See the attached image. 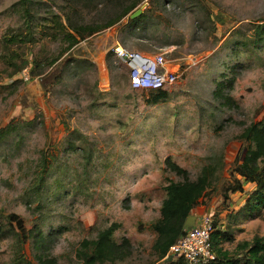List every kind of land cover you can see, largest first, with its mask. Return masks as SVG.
<instances>
[{"label":"rangeland","instance_id":"rangeland-1","mask_svg":"<svg viewBox=\"0 0 264 264\" xmlns=\"http://www.w3.org/2000/svg\"><path fill=\"white\" fill-rule=\"evenodd\" d=\"M17 1L0 0V129L17 128L0 144V229L12 227L10 215L21 219L30 234L19 252L27 262L82 264L80 243L115 223L114 240L130 244V255L116 264H162L151 226L160 218L166 185L184 181L167 168V158L190 181L213 168L191 216L231 227L234 240L224 249L264 236V211L234 217L253 185L224 199L230 170L244 153L236 137L264 120V36L256 35L264 26V0H172L165 9H148L145 0L135 9L145 12L135 28L127 24L129 14L84 36L51 66L64 45L41 20L32 22V38L6 47L7 39L25 33ZM40 1L37 16L54 13L63 25L90 27L115 19L128 3ZM117 46L152 63L163 55L160 71L175 80L159 90L162 99L157 91L131 89V67L117 58ZM33 59L40 75H31ZM11 64L18 67L14 75ZM224 80L232 81L224 90L229 105L213 96ZM43 155L48 167L36 198L29 189ZM17 253L15 238L0 234V264H19Z\"/></svg>","mask_w":264,"mask_h":264},{"label":"trees","instance_id":"trees-1","mask_svg":"<svg viewBox=\"0 0 264 264\" xmlns=\"http://www.w3.org/2000/svg\"><path fill=\"white\" fill-rule=\"evenodd\" d=\"M46 1L53 2L54 0ZM144 1L145 0H128L127 5H123L122 12H120L115 19L101 27H90L83 24L72 25L69 22L63 25L59 20V16L54 13H50L49 17H39L37 16L36 9L42 4L40 0H18L13 6L17 8L18 13L21 14L25 21V33L23 35L17 34L14 38L7 39L8 44H6V47L14 44L17 40L22 41L23 36L24 38H27V36L32 38L33 29L31 24L33 21L41 20L43 22L40 27L53 31L54 33L52 36L54 39H56L57 36H61V41L64 45V49L61 50L60 54L48 63L49 66H51L59 61L60 56L62 57L71 48L76 46L84 36H91L112 27L125 16L135 12V9L140 7ZM126 2L127 0L124 4H126ZM115 3L116 8L119 9V3ZM165 3H172V0H149L148 9L154 6L160 7V5L165 9ZM51 8V6L48 7V9ZM143 19H145V12H142V14L134 20L128 18L127 24L135 28ZM256 35L257 40L264 36L263 25L257 27ZM106 60H110V55L106 56ZM40 65L41 64L36 59L32 60V76L40 75L43 70H40ZM10 66L14 67V73H12V75H14L16 71H18V67L14 64ZM231 84L232 81L230 80L217 82L216 88L213 91V96L218 100H223L225 105L231 103L229 96L224 94L225 88L230 87ZM159 90H153V92L157 91L156 95H160L157 99H162L165 93H161ZM33 123L34 121L31 123H24V126H28V124L33 125ZM16 129L15 125L12 124H8L5 128L0 129V144H2L6 137ZM236 139L241 143V153L243 151L244 153L241 161L239 162L238 159L235 160L230 170L233 181L226 188L224 199L227 200L229 198V193H242L244 186L253 185V191L248 195L244 205L234 217L236 216V220L242 216L248 218L258 217L259 214L264 211V120L246 126ZM71 148L73 147L71 146ZM47 161V155L41 156V172L37 174L32 188L29 189L33 197L38 198L44 187V178L48 167ZM165 164L170 171L182 177L184 181L169 182L168 185H166L164 188L165 199L160 207V218L151 226V230L157 235L152 249L159 261L166 256L170 246L185 235V222L187 218L191 216L192 211L198 206L199 199L205 195L207 187L210 184V177L208 175L213 171V168H205L195 181H190L188 179V173L174 164L169 158L165 160ZM210 218L212 225L211 245L212 251L215 254V259L208 264H264V236L256 235L250 241L238 242L233 250L229 251L223 248V244L233 242L234 240L231 227H225V229L221 228L216 221L212 220V217ZM7 220L12 227L0 229V234L14 237L15 246L18 251L17 254L19 256L18 263L30 264L22 257V254L20 255V250L25 242V238L27 240L30 238V234H27L29 232L25 231L19 217L10 215ZM117 228H119L118 224H111L109 227L100 231L94 240H83L80 243V248L76 255L82 264H116L123 262L130 255V244L126 238H123L120 243L114 240V232ZM175 264H186V262L182 258H179Z\"/></svg>","mask_w":264,"mask_h":264},{"label":"built area","instance_id":"built-area-1","mask_svg":"<svg viewBox=\"0 0 264 264\" xmlns=\"http://www.w3.org/2000/svg\"><path fill=\"white\" fill-rule=\"evenodd\" d=\"M114 52L122 63L131 67L130 86L133 90H159L175 80L174 75L160 71L165 60L163 55H158L152 63L121 46H117ZM22 74L27 80L28 70H24ZM211 233L210 216H200L194 226L170 246L166 256L160 262L162 264L175 263L182 258L186 264L210 263L215 259L211 245Z\"/></svg>","mask_w":264,"mask_h":264},{"label":"water","instance_id":"water-1","mask_svg":"<svg viewBox=\"0 0 264 264\" xmlns=\"http://www.w3.org/2000/svg\"><path fill=\"white\" fill-rule=\"evenodd\" d=\"M142 14V10L141 9H137L135 12H133L129 18L131 20H134L136 19L138 16H140ZM194 222H195V217L193 216H189L185 222V225H184V229L185 231H188L190 230L193 226H194Z\"/></svg>","mask_w":264,"mask_h":264},{"label":"crops","instance_id":"crops-1","mask_svg":"<svg viewBox=\"0 0 264 264\" xmlns=\"http://www.w3.org/2000/svg\"><path fill=\"white\" fill-rule=\"evenodd\" d=\"M199 217H200V216L196 215V217H195V221H196ZM194 224H195V222H194Z\"/></svg>","mask_w":264,"mask_h":264},{"label":"bare ground","instance_id":"bare-ground-1","mask_svg":"<svg viewBox=\"0 0 264 264\" xmlns=\"http://www.w3.org/2000/svg\"><path fill=\"white\" fill-rule=\"evenodd\" d=\"M144 60V59H143ZM138 62H140V61H138Z\"/></svg>","mask_w":264,"mask_h":264},{"label":"clouds","instance_id":"clouds-1","mask_svg":"<svg viewBox=\"0 0 264 264\" xmlns=\"http://www.w3.org/2000/svg\"><path fill=\"white\" fill-rule=\"evenodd\" d=\"M151 91H153V90H151Z\"/></svg>","mask_w":264,"mask_h":264}]
</instances>
